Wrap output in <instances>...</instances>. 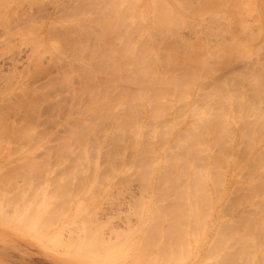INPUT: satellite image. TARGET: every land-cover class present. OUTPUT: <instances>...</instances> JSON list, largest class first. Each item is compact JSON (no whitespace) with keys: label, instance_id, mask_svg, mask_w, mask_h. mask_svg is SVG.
<instances>
[{"label":"rangeland","instance_id":"obj_1","mask_svg":"<svg viewBox=\"0 0 264 264\" xmlns=\"http://www.w3.org/2000/svg\"><path fill=\"white\" fill-rule=\"evenodd\" d=\"M122 1L0 0V117L17 114L1 96L38 89L37 132L17 131L15 116L0 133V203L9 207L0 214L12 217L18 207L14 216L29 221L36 205L39 220L45 210L50 217L35 230L42 237L45 229L44 242L0 224V264H140L148 255L141 264L156 255L158 264L264 263V0ZM129 6L146 9L147 21L128 30L118 11ZM101 17L109 29L99 27ZM160 20L170 23L167 34ZM120 32L136 50L128 62ZM152 75L167 78L165 106L140 105L126 117L103 104L104 89L133 92ZM90 102L112 119L94 120ZM87 127L85 139H74ZM134 127L144 133L135 145ZM154 132L169 140L154 141ZM199 171L216 182L200 184ZM250 179L258 183L248 186ZM60 225L53 242H64L51 245ZM72 237H94L97 247L69 256Z\"/></svg>","mask_w":264,"mask_h":264},{"label":"bare ground","instance_id":"obj_2","mask_svg":"<svg viewBox=\"0 0 264 264\" xmlns=\"http://www.w3.org/2000/svg\"><path fill=\"white\" fill-rule=\"evenodd\" d=\"M124 1L125 0H123L122 1V3H124ZM128 1H130V0H128ZM127 0L125 1V2H128ZM140 2H141V0H140ZM152 2L153 3H156V4H159V3H165V0H152ZM167 2V1H166ZM128 3H132V2H128ZM125 4V3H124ZM127 4V3H126ZM133 4H131L130 6H132ZM122 7V8H120V10L118 11V14H119V16H120V19H121V22L123 23L124 22V24H125V27L129 30V28L130 27H136V26H138V25H143L142 23H144V22H146L147 21V18H146V16H147V10L146 9H137V8H131V7ZM165 8H167V7H165ZM137 10V11H136ZM138 11H139V14H138ZM213 11V10H212ZM136 12V13H135ZM207 12H209V11H207ZM213 13V15L215 16V14H214V12H212ZM137 15V16H136ZM102 16V15H101ZM105 19V20H104ZM105 21V22H102V23H100L101 24V26L99 25V27H102V28H104V29H109L111 26H112V24H110L108 21H107V19L106 18H103V17H101V19H100V21ZM141 21H143V22H141ZM160 23L157 25L158 26V28H159V32L161 33V34H167V32H168V29L170 28V23H166V22H164V21H162V20H160L159 21ZM116 38L118 39V42L120 43V45H121V47H122V49H121V52H120V57H121V59L123 60V61H126V62H128V58H132L133 56H135V52H136V50L134 49V47H130L124 40H123V37H122V35H121V32L118 34H116ZM105 39H109V40H111V38H110V36L109 35H107L106 37H105ZM174 39H175V41H176V38L174 37ZM169 42H170V40H169V38L167 39ZM193 59V61H194V63H196L197 62V60L195 59L194 60V58H190L189 60H192ZM9 61H13L12 59H9ZM193 61L191 62V63H193ZM196 61V62H195ZM37 65H40L39 63L37 64L36 63V65H35V67H37ZM123 65L124 64H122L121 65V70L122 71H125V69L123 68ZM125 66V65H124ZM138 69L140 70V71H144L145 69H144V66H139L138 67ZM180 87V85H178L177 87H175V89L174 90H177V88H179ZM163 88V91H164V89H166L167 91L169 90V83H168V81H167V78L165 77V76H160V77H156V76H154V75H152V76H149L148 78H145L144 80H143V82H141L140 83V85L138 86V87H136V91H133V92H124V91H122V89H114L113 90V88H112V90H108V89H104L103 91H101L100 93H104V95H105V100L103 101V104L105 105V106H107V107H112V106H118V108H119V111L121 112L120 114H121V116H126V117H129L130 116V114L132 115V117H133V115L135 114V113H137V107L138 106H140V105H144V104H149V105H158V106H165L166 104H167V101H170L169 100V98H168V96H166V94L164 95V92L162 91V90H160V89H162ZM38 89H29V88H25V89H21L20 90V93L19 92H15L14 94L13 93H6V96L4 95V96H1V98H2V102H1V105H3L4 104V107H6V108H10V111L11 110H13V108L15 109V112H17V114H13V115H10L9 116V114H7V117H6V119H4V118H2V117H0V133H4L5 131H7L8 130V125H6L5 123H7V122H9V120L11 119V118H15V116L16 117H18V119H19V121L21 122V126H20V128L17 130V131H19L20 129H23L25 126H26V128H27V131H31V132H37V128L35 127V124L33 123V121L35 120V113H36V111H37V109H38V104H37V102H36V100H35V97H34V95H33V93L32 92H34V91H37ZM139 90V91H138ZM32 91V92H31ZM176 97V99H177V101L178 102H183L184 101V99L183 98H181L182 96H180V97H178V96H175ZM51 99H52V103L54 102L53 101V98H52V96H51ZM48 101H49V99H48ZM6 105V106H5ZM89 106H90V109H88V111L87 112H94V114H93V119L94 120H96V119H99V120H111L112 119V116H111V114L110 113H108V112H106V111H104L103 109L102 110H98L97 108H96V104H94L93 102H90L89 103ZM159 115H160V112L156 109L155 111H153V116H156V117H159ZM0 116H3V115H0ZM195 116H197V114L195 113ZM38 119V118H37ZM67 120V119H66ZM54 121V120H53ZM203 121H205V119H201L200 120V122H203ZM12 122L14 123V121L12 120ZM230 123V121L229 120H227V121H225V126L226 125H228ZM12 129H13V131L15 132L16 131V129H15V125L14 124H12L11 126H10V131H12ZM247 130L248 129H246V130H244L245 132H247ZM93 131V129L90 127H87L83 132H82V134L80 135V136H78V137H76V138H74V139H77V140H81V139H85L86 137L85 136H88L89 134H90V132H92ZM153 132V131H152ZM52 133V132H51ZM68 133L69 134H74L75 133V130H69L68 131ZM150 133V132H149ZM223 133H225V129H224V132ZM69 134H67L68 136H69ZM131 134L134 136V140H132V143H133V145H135V143H136V141L135 140H137L139 137H141V136H143L144 135V133H143V129L141 128V127H134L133 128V131H131ZM83 137H85V138H83ZM158 137H162L164 140H169V138L167 137V133H163V132H154L153 134H152V138L151 139H154L155 138V140L154 141H157V138ZM60 143V141L57 143V144H59ZM64 146L66 145V143H64V142H61ZM144 148V147H143ZM145 149V148H144ZM142 150V149H141ZM145 151H146V149H145ZM147 152V151H146ZM82 154H83V156H84V164H85V166L87 167V168H91L92 169V166L90 165V162L88 161V159H86L87 157H85L86 156V154H87V151H84V152H82ZM118 161V160H117ZM81 162V161H80ZM116 162V161H115ZM30 164V163H29ZM79 164V163H78ZM34 165V164H33ZM80 165V164H79ZM35 166V165H34ZM36 167V166H35ZM97 167H98V164L97 163H95V165H94V169H97ZM29 170H34V168H33V166L31 167H29ZM99 170V169H98ZM97 170V171H98ZM84 172V171H83ZM113 171H111V174L109 175V177H111V175H113V173H112ZM95 177H97V176H95ZM104 179V178H103ZM102 178H101V180L100 179H98V178H95L94 179V181L96 180V182H94L93 181V184L95 185V184H97L99 181H102L103 180ZM196 179H197V181L200 183V184H204V183H210V182H213V181H215L216 182V178L214 179V180H212V177L209 175V174H206L204 171H199L198 172V175L196 176ZM187 181H188V179H187ZM249 185L248 186H250L251 184H254V185H256L258 182H255V180H252V179H250V181H249ZM252 186V185H251ZM3 191V190H2ZM8 192V191H7ZM9 193V192H8ZM44 194V193H43ZM43 194L41 195V196H43ZM46 197L47 196H45L44 198L46 199ZM39 198V197H38ZM42 198V197H41ZM50 198V197H49ZM51 199V198H50ZM49 199V200H50ZM7 200V199H6ZM30 200H32V199H30ZM30 200L28 201V202H30ZM44 200V199H43ZM42 201V200H41ZM40 201V202H41ZM47 201V200H46ZM53 201V200H52ZM3 202V201H2ZM1 202V203H2ZM28 202H27V204H28ZM44 202H45V200H44ZM44 202L42 203H40L41 204V206H43L44 205ZM51 202V201H50ZM50 202H48V203H50ZM0 203V204H1ZM3 203H8V202H5V200H4V202ZM1 204L0 206L2 207V208H4L3 210L4 211H2V213H7L6 211H8L9 210V207L7 206V205H4V204ZM10 203V205L12 204V202H9ZM35 203V202H34ZM47 203V204H48ZM15 204V203H14ZM37 204H39L38 202H37ZM46 204V203H45ZM47 204H46V206H47ZM9 205V206H10ZM34 205L35 204H32V207H34ZM49 205V204H48ZM4 206H6V207H4ZM31 206V205H30ZM0 207V208H1ZM21 207V206H20ZM23 207H25V206H23ZM44 207V206H43ZM2 208H1V210H2ZM14 208V207H13ZM22 208V207H21ZM31 208V207H30ZM35 208L37 209V210H35V213H34V215H35V218H33V219H31V220H29V221H26V220H24L23 218H25L23 215V217L21 218V216L19 215V216H14V215H16V213L18 212L16 209H18V207L17 208H15V209H13V210H15L14 212H15V214L11 217V216H8V215H5V214H0V224L1 225H3V226H5V227H15L16 229L18 228V229H20L21 231H22V233L23 234H25V236L27 235V234H29V235H31V236H33V237H35V238H37V240H39L40 242H44L46 239H43V236H45V234H46V232L44 231V230H41L42 232H44V235L41 237V236H38L37 234H36V232H35V230H39V228L41 227V223H43L42 221L44 220H47V219H49V218H46V216H47V214H49V213H47V211L45 210V212L47 213H44L43 212V215H42V220H39L40 218H37L36 216V213L38 214H40V212H39V210H38V208L36 207V205H35ZM47 208V207H46ZM5 209H7V210H5ZM23 209V208H22ZM21 209V210H22ZM58 209V208H57ZM56 209V210H57ZM78 209H79V207H78ZM77 209V210H78ZM19 210V209H18ZM29 210V208L27 207V211ZM32 210V209H31ZM48 210V209H47ZM76 210V211H77ZM26 211V210H25ZM43 211V210H42ZM34 212V211H33ZM49 212V211H48ZM11 213H12V211H11ZM11 213H10V215H11ZM19 213V212H18ZM21 213V212H20ZM19 213V214H20ZM26 213V212H25ZM29 213H30V210H29ZM42 213V212H41ZM8 214V213H7ZM22 214V213H21ZM27 214V213H26ZM45 214V215H44ZM55 214V213H54ZM32 215V214H31ZM33 216V215H32ZM44 217H45V219H44ZM29 218V217H28ZM51 218H52V216H51ZM58 218V217H57ZM68 218V217H67ZM73 218H74V216H73ZM72 218V219H73ZM65 219V218H64ZM77 220V219H76ZM82 221V220H81ZM57 222V221H56ZM71 222H73V221H71ZM30 223V224H29ZM45 223L47 224V221H45ZM66 223H68V222H66ZM66 223H65V225H66ZM49 225H50V222L48 223ZM47 224V225H48ZM72 224H74V223H72ZM43 225V224H42ZM48 225V226H49ZM63 226H64V224H62ZM62 225H60L61 227H60V229H54L53 230V232L54 233H51V234H53V236H51V238L49 237V235H51V234H47V236L50 238V239H52V241L51 240H49V238H48V240L50 241V242H53V240H56V238H55V236H57L58 235V233H60L59 231L62 229ZM38 226H40L39 228H38ZM47 226V227H48ZM59 226V225H58ZM98 226V225H97ZM42 227H45V226H42ZM46 227V228H47ZM52 227V226H51ZM51 227H49V228H51ZM57 227V226H56ZM55 227V228H56ZM73 227H74V225H73ZM53 228V227H52ZM64 228V227H63ZM16 229H15V232H18V231H16ZM41 229V228H40ZM14 230V229H13ZM56 230L58 231V232H56ZM63 230V229H62ZM85 230V229H84ZM96 230V229H95ZM41 231H39V232H41ZM47 231H49V230H47ZM79 231V230H78ZM81 231V230H80ZM94 230H92V232H93ZM38 232V231H37ZM38 232V233H39ZM64 232V231H63ZM62 232V233H63ZM66 232V231H65ZM21 233V232H20ZM27 233V234H26ZM71 233H72V231H71ZM85 233H86V231H85ZM95 233V232H94ZM41 234V233H40ZM43 234V233H42ZM82 234V233H81ZM28 235V236H29ZM60 235V234H59ZM63 235V234H62ZM62 235H60V236H62ZM71 235V234H70ZM84 235V234H83ZM46 236V237H47ZM59 237V236H58ZM68 237V236H67ZM81 237V236H80ZM45 238V237H44ZM64 238V237H63ZM66 238V237H65ZM87 238V237H86ZM97 238V237H96ZM95 238V240H97ZM59 239H61V237H59ZM58 238H57V243L54 241L53 242V244L51 243V245H54L55 243L57 244V245H60V244H63V242H64V240L63 239H61V240H59ZM67 239V238H66ZM65 239V240H66ZM81 239V238H80ZM80 239H78V240H75L73 237L70 239V241H68L64 246V248H65V250L64 251H66V250H68L67 252L69 253V251L71 252V250H76L75 252L76 253H79L80 251L82 252L83 250V252H86L85 251V248L83 249V245L85 246L86 245V249L87 250H89L88 248H92L93 247V244L95 243L94 242V237H91L90 239H91V241H87L88 243H85L83 240H82V243H81V240ZM102 239V238H101ZM105 239V238H104ZM60 242H59V241ZM47 241V240H46ZM48 241V242H49ZM63 241V242H62ZM98 241V240H97ZM102 241V240H101ZM104 241V240H103ZM109 241V240H108ZM106 242V241H105ZM60 243V244H59ZM98 243V242H97ZM102 243V242H101ZM55 244V245H56ZM106 244V243H105ZM108 244V243H107ZM95 245H96V247H97V244L95 243ZM104 245V244H103ZM49 246V245H48ZM88 246H92V247H88ZM110 246H113V245H110ZM134 246H135V244H134ZM107 247V246H106ZM109 247V246H108ZM121 247H123V246H121ZM139 247V246H138ZM132 248H134V247H132ZM143 248L145 249L146 247H144L143 246ZM149 248V247H148ZM110 249V248H109ZM109 249H108V252H109ZM139 249L140 248H138V250H136L137 252L136 253H138L139 254V252H141L140 253V255L142 254V251H144V249L142 250V249H140V250H142V251H139ZM147 249V248H146ZM150 249V248H149ZM91 250V249H90ZM92 250H93V248H92ZM106 250V249H105ZM121 250V249H120ZM119 250V248L116 246L115 248H113V249H111L110 250V252H115V253H118L119 252V254L117 255V258H118V256L121 254V251ZM130 250V249H129ZM151 250V249H150ZM150 250H146V251H149V253L148 252H146V255H147V253L148 254H150V253H153L152 251H150ZM74 251H72V252H74ZM79 251V252H78ZM98 251V250H97ZM100 251H102V250H100ZM100 251H98V253L100 254ZM128 251V250H127ZM91 252V251H90ZM103 252V251H102ZM107 252V251H106ZM110 252L108 253V255H110L111 257H109L108 255V262L110 261V260H112L113 262H114V258H116V257H114L113 258V256H116V255H114V253H112V255L110 254ZM122 252H124V251H122ZM129 252V251H128ZM170 252V251H169ZM159 253V252H158ZM161 253V252H160ZM67 254V253H66ZM86 254H88V253H86ZM91 254V253H90ZM89 254V255H90ZM98 254V255H99ZM127 254H129V253H127ZM200 254V253H199ZM73 255H75V253H73ZM80 255V254H79ZM93 255L94 254H92V257H93ZM95 255H97V254H95ZM94 255V256H95ZM98 255H97V257H98ZM102 255V254H101ZM135 255V254H134ZM133 255V256H134ZM140 255H139V257H140ZM197 255V254H196ZM69 256H70V253H69ZM77 256V255H76ZM82 256V255H81ZM106 256V255H105ZM105 256H102V257H105ZM106 256V257H107ZM132 256V255H131ZM131 256H129L128 258H130ZM150 255H148V257H149ZM153 256V255H152ZM152 256H150V258L152 257ZM74 257V256H73ZM83 257H84V255H83ZM89 257H91V256H89ZM102 257H98L97 258V260L99 261V258L100 259H102ZM106 257H105V259H106ZM120 257V256H119ZM126 257V256H125ZM124 257V258H125ZM138 257V258H139ZM148 257H144V258H148ZM154 257H156V260H159V259H157V257L159 258V256H154ZM161 257V256H160ZM175 257V256H174ZM179 257V256H178ZM76 258V257H75ZM79 258V257H78ZM95 258H96V256H95ZM110 258H112V259H110ZM123 258V259H124ZM133 258V257H132ZM131 258V259H132ZM137 258V257H136ZM144 258L141 260V258H140V261H141V263H143L144 261L146 262V261H148V259L147 260H144ZM162 258V257H161ZM77 259V258H76ZM81 259V258H80ZM134 259V258H133ZM164 259V258H163ZM199 259V258H198ZM198 259H196L195 260V262L196 261H198ZM200 259H201V257H200ZM94 260V259H93ZM97 260H94V261H97ZM102 260H104V258L102 259ZM107 260V259H106ZM135 260V259H134ZM155 259L154 260H152L153 261V263H155V264H158V263H160V261H156ZM205 260V259H204ZM211 260V259H210ZM89 261H90V259H89ZM127 261H128V259H127ZM143 261V262H142ZM149 261H150V259H149ZM151 261V262H152ZM165 261V260H164ZM168 261V260H167ZM214 261H215V259H214ZM217 261V260H216ZM91 262V261H90ZM105 262V261H104ZM107 262V263H108ZM170 261H168V263H169ZM191 262V261H190ZM199 262V261H198ZM203 262V261H202ZM201 262V263H202ZM205 262H207L206 260H205ZM204 262V263H205ZM210 262V261H209ZM221 262H223V260H220V264H221ZM256 262V261H255ZM261 262H263V260L261 261ZM95 263V262H94ZM140 263V264H141ZM152 263V264H153ZM188 263V262H187ZM194 263V262H193ZM200 263V262H199ZM198 263V264H199ZM200 263V264H201ZM219 262H217V264H218ZM148 264V263H147ZM163 264V263H162ZM197 264V263H196ZM213 264H216V262H214ZM223 264V263H222ZM257 264H259V261H258V263ZM262 264H264V263H262Z\"/></svg>","mask_w":264,"mask_h":264}]
</instances>
